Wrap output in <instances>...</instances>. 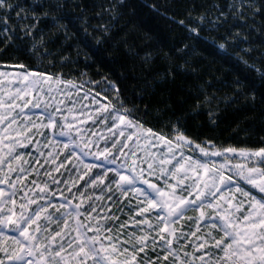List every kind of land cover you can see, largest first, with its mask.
Returning <instances> with one entry per match:
<instances>
[{
	"label": "snow or ice",
	"instance_id": "6c2138e0",
	"mask_svg": "<svg viewBox=\"0 0 264 264\" xmlns=\"http://www.w3.org/2000/svg\"><path fill=\"white\" fill-rule=\"evenodd\" d=\"M145 7L184 36L163 66L90 64ZM249 122L264 133V0H0V264H264Z\"/></svg>",
	"mask_w": 264,
	"mask_h": 264
},
{
	"label": "trees",
	"instance_id": "16d2710c",
	"mask_svg": "<svg viewBox=\"0 0 264 264\" xmlns=\"http://www.w3.org/2000/svg\"><path fill=\"white\" fill-rule=\"evenodd\" d=\"M134 4H141L143 0H131ZM150 2V0H149ZM121 27L127 32L128 44L118 41L116 44H109L103 47H97L95 51L88 49L91 59L90 64L102 71H123L127 67L140 65V56L144 55V50L152 51L158 54V65L160 67L165 63L164 54L173 51V46L180 43L184 38L183 33L177 29L173 31V26L163 17L151 12L148 8H140L134 15H130L121 22ZM124 33L122 32V35ZM129 48H134L135 52H130ZM218 50L208 49L205 45H200L196 53L190 57L193 61H203L202 67H211L213 74L219 78L231 82L236 76L242 79L248 76L249 80L255 78L257 84L259 78L255 73H249L244 65L235 61L227 62ZM218 70V71H217ZM88 71H93L89 68ZM247 82V81H246ZM171 87V86H169ZM162 99V97L160 98ZM180 97H176L173 103L178 102ZM185 114H187L185 112ZM203 119V118H202ZM228 124L222 125L217 130L223 138H227L230 133L227 131ZM243 127L249 129V133L241 132V135H250L251 141H256L261 133L259 125L253 126L250 122Z\"/></svg>",
	"mask_w": 264,
	"mask_h": 264
}]
</instances>
